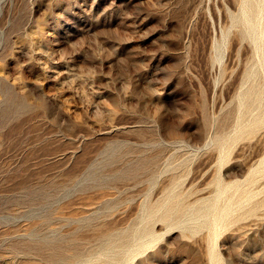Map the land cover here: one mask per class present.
Returning a JSON list of instances; mask_svg holds the SVG:
<instances>
[{
    "label": "rangeland",
    "instance_id": "obj_1",
    "mask_svg": "<svg viewBox=\"0 0 264 264\" xmlns=\"http://www.w3.org/2000/svg\"><path fill=\"white\" fill-rule=\"evenodd\" d=\"M262 158L264 0H0V264H264Z\"/></svg>",
    "mask_w": 264,
    "mask_h": 264
},
{
    "label": "bare ground",
    "instance_id": "obj_2",
    "mask_svg": "<svg viewBox=\"0 0 264 264\" xmlns=\"http://www.w3.org/2000/svg\"><path fill=\"white\" fill-rule=\"evenodd\" d=\"M256 154V153H255ZM254 154V155H255ZM259 154V153H258ZM238 157V156H237ZM253 159V158H252ZM250 161V160H249ZM264 162V158H262L261 159V163H263ZM256 169V168H255ZM255 169L253 170V171H255ZM252 171V172H253ZM233 183H235V186L237 185V183L239 184V185H237V189H239L240 188V184H241V182H233ZM222 185V183L221 182H219V185H218V189H219V193H222V195H223V193L224 192H226V188L225 187H222L221 186ZM228 185V184H227ZM231 185V184H230ZM226 194V193H225ZM249 195V194H248ZM247 195V196H248ZM229 201V200H228ZM230 202V201H229ZM232 202V201H231ZM217 204V203H216ZM231 204V203H230ZM230 204L228 203L225 207H222V208H220V209H218V208H216L215 209V214H214V224L215 223H217L219 220H221V218L225 215V214H228L229 213V211L231 212V206H230ZM233 210V209H232ZM218 226V225H217Z\"/></svg>",
    "mask_w": 264,
    "mask_h": 264
}]
</instances>
